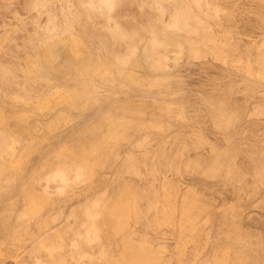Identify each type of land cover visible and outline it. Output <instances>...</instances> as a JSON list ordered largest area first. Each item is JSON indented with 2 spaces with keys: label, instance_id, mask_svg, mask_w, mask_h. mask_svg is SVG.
I'll use <instances>...</instances> for the list:
<instances>
[{
  "label": "rangeland",
  "instance_id": "obj_1",
  "mask_svg": "<svg viewBox=\"0 0 264 264\" xmlns=\"http://www.w3.org/2000/svg\"><path fill=\"white\" fill-rule=\"evenodd\" d=\"M178 14V47L152 50L162 69L146 66L148 41ZM203 28L219 55L200 43ZM119 30L128 40L112 38ZM78 42L96 62L140 63L123 67L131 83L92 76L94 103L74 111ZM262 56L264 0H0V154L19 142L0 158V264H118L129 241L155 264H264ZM93 135L104 149L78 180L74 154ZM28 194L43 199L33 216ZM122 199L133 208L125 235L101 224V207Z\"/></svg>",
  "mask_w": 264,
  "mask_h": 264
},
{
  "label": "bare ground",
  "instance_id": "obj_2",
  "mask_svg": "<svg viewBox=\"0 0 264 264\" xmlns=\"http://www.w3.org/2000/svg\"><path fill=\"white\" fill-rule=\"evenodd\" d=\"M104 2V1H103ZM107 1H105V3H103L102 5H103V7H106L107 8V6L109 5V3L110 2H108V3H106ZM110 6V5H109ZM111 7V6H110ZM109 7V8H110ZM100 8H101V6H100ZM103 10H105L104 8H103ZM108 10H110V9H108ZM186 14H187V11L186 10H184L183 12H181V15H184V16H186ZM181 15L180 14H178V15H175L174 16V18H173V22H172V26H171V28H161V29H159L158 31H156L153 35H152V38L148 41L149 43L145 46V49H144V56H145V64H146V66L148 65V66H150V67H152V68H154V69H156V70H159V69H162V64H161V62L160 61H158V60H155L152 56H151V52H152V50H157V49H162V50H167L168 48H171V47H178V41H179V36H178V34L176 33V31H174L175 29H179L180 27H182V28H187V24H185L184 22H183V20H182V18H181ZM56 35V34H55ZM111 36H112V38L113 39H120V40H128V36L125 34V32H123V30H119V31H114V32H112V34H111ZM200 38H201V41H200V43L201 44H203L204 46H209L211 49H212V51H213V54L214 55H219V52L218 51H220V49L218 50V39L207 29V28H203L202 29V34H201V36H200ZM58 40V39H57ZM60 40V39H59ZM56 42V41H55ZM55 42H54V44H53V46L51 47V46H49L48 47V50H46L47 52V55H48V58L50 59V61H51V64H53L54 62L55 63H57L56 61H58V59H60V57H61V48H62V44H64L63 42H62V44L61 45H59L60 43H59V41H58V45L56 44L55 45ZM80 42V41H79ZM78 42V43H79ZM74 43H76V42H74ZM81 43V42H80ZM74 44V47L73 48H71L70 46H69V51H70V57L74 60V61H76V63H77V67H73V71H74V73H75V82L77 83V84H79V89H77L76 91L75 90H72V91H74V92H72L71 94H69V95H67V97L65 98L66 99V101H65V105H67V108H70V109H72V110H74L75 111V109L78 107V106H81L80 104H81V102L83 103V102H85L88 106L89 105H91L92 106V104L94 103V101L95 100H93L94 98L92 97V95H91V90H90V92L88 91L89 89H87V83H89V85H90V82H92L93 80V77L92 76H94V75H97V73H103V74H105V75H109L110 77H111V80H112V74L114 73V71H116L117 73H118V75L121 77V78H123L126 82H133V78H132V76L130 75V74H126L127 72H125L124 71V69H123V67L125 68V67H128V66H126V65H128V64H130V66L132 65V66H139V64L138 63H140V61H138V59L137 58H135V57H132V58H130V59H128V60H126V59H123V58H116L115 60H114V62L113 63H99V62H96V60L94 61V60H92V58L90 57V55H88L87 53H85V52H83V49H81V46H82V44ZM51 44V43H50ZM49 44V45H50ZM55 45V46H54ZM60 46H61V48H60ZM64 48V47H63ZM84 48V47H83ZM90 52V51H89ZM133 53H135V50L133 51ZM69 54V53H68ZM46 55V56H47ZM42 58V57H41ZM65 58V57H64ZM46 59V58H45ZM93 59H95L94 57H93ZM111 61V60H110ZM47 62H49L48 60H47ZM35 64V63H34ZM260 64H261V66L264 68V56H262L261 57V60H260ZM35 66V65H34ZM33 66V67H34ZM76 66V65H75ZM32 67V68H33ZM51 67V66H50ZM49 67V68H50ZM53 67V66H52ZM69 67H70V65H69ZM38 69V68H37ZM37 69H35V71L37 70ZM62 69V68H61ZM58 70V69H57ZM66 70V69H65ZM34 71V73L36 74V76H37V78H40V79H42L41 81H43L44 80V78H46V71H45V69H44V67L42 66H40V68L35 72ZM60 71H64V70H60ZM68 71V70H67ZM130 73V72H129ZM34 74V75H35ZM31 75V74H30ZM104 75V76H105ZM99 76H100V74H99ZM99 76H97V77H99ZM96 77V76H95ZM114 77V76H113ZM250 77V76H249ZM49 78V77H48ZM107 78V77H106ZM26 79V78H25ZM28 79H30V78H28ZM67 79V78H66ZM46 80V79H45ZM110 80V79H109ZM35 81H37L36 80V78H35ZM47 81V80H46ZM45 81V82H46ZM50 81V80H49ZM73 81V82H74ZM89 81V82H88ZM34 82V81H33ZM87 82V83H86ZM30 83V82H29ZM53 84V83H52ZM92 84V83H91ZM93 84H95V83H93ZM36 85V84H35ZM33 86V85H32ZM78 87V86H77ZM76 88V87H75ZM89 88H90V86H89ZM92 88H93V86H92ZM95 89V88H94ZM94 89H93V91H94ZM70 92V91H69ZM68 94V93H67ZM93 94V93H92ZM95 94V93H94ZM66 95V94H65ZM96 99V98H95ZM97 100V99H96ZM85 103H84V107H86L85 106ZM78 109H81V108H78ZM86 109V108H85ZM222 111L223 110H221V107L220 108H218L217 109V113H218V116H219V118H220V123L223 125V127H226V126H228L229 124H230V120H229V118H227V117H223V115H224V112H223V114H222ZM67 114V113H66ZM65 115V114H64ZM65 119V118H64ZM2 122V121H1ZM113 122V121H112ZM109 126H111L110 128V131L112 132V128H113V126H114V124L113 123H110V125ZM116 126V125H115ZM26 128V127H25ZM24 129V128H23ZM2 131V130H1ZM93 130H91V131H89V132H91L92 134H95V133H93L92 132ZM8 132V131H7ZM25 132V131H24ZM29 132V131H28ZM95 132V131H94ZM86 134H87V132H85ZM91 134V135H92ZM5 135H8V134H5ZM26 135H27V133H26ZM85 135V134H84ZM78 136V135H77ZM96 136V135H95ZM94 135H93V137H90V139L92 138V140H93V142H85L83 145H81L82 147H81V150H79V148H78V153H77V155H75L74 154V158H75V161H77V162H79V163H77V170H76V172H75V175H76V177L78 178V180L81 178L82 179V177L84 178V180L87 178V177H90L93 173H91L92 172V170H93V168L96 166V161H97V159H96V156H95V153L97 154V152L100 150V149H104V146L101 144V142H99L100 140H96V138H94L95 137ZM5 137V136H4ZM22 138V137H21ZM95 140H94V139ZM26 139H27V137H26ZM29 139V138H28ZM32 139V138H31ZM34 140H35V138H33ZM99 139V138H98ZM101 139V138H100ZM40 140V139H39ZM53 140V139H52ZM56 140V139H55ZM54 140V141H55ZM83 140V139H82ZM85 141V140H84ZM102 141V140H101ZM105 141V140H104ZM51 142V141H50ZM2 143V142H1ZM9 144L7 145V147H6V150L2 153V154H0V158H2L3 157V155H9V154H11V153H13V151L15 150V146L19 143H17V141L15 140V139H13L12 141L10 140V142H8ZM23 143H24V141H23ZM49 143V142H48ZM52 143V142H51ZM27 144V143H26ZM53 144V143H52ZM24 145V144H23ZM41 145V144H40ZM17 147V146H16ZM31 147V146H30ZM38 147V146H37ZM77 147V146H76ZM24 148V147H23ZM22 148V149H23ZM51 148H52V146H51ZM4 150V149H3ZM16 151V150H15ZM36 151V150H35ZM100 152H102V151H100ZM33 153V152H32ZM40 153V152H39ZM42 154V153H41ZM50 154V153H49ZM34 155H35V153H34ZM9 156H11V155H9ZM6 158V157H5ZM11 158H12V156H11ZM10 159V158H9ZM24 159H25V157H24ZM40 160V159H39ZM13 162H15V161H13ZM16 162H17V160H16ZM7 164H9V163H7ZM18 164H19V161H18ZM17 164V165H18ZM21 164H23V163H21ZM41 164V163H40ZM215 164V163H214ZM9 166V165H8ZM38 166V165H37ZM40 167V166H39ZM19 168V167H18ZM7 169H9V168H7ZM217 169H218V166L215 164V165H213V166H211V168H210V170L212 171L211 173L212 174H216L217 173ZM12 171V170H11ZM17 171V170H16ZM13 172H14V170H13ZM60 172V171H59ZM210 172V171H209ZM16 174V173H15ZM18 174V173H17ZM29 174V173H28ZM56 174H58V173H56ZM55 174V175H56ZM89 174H91L90 176H88ZM233 174H235V173H233ZM25 175V174H24ZM231 175H232V173H231ZM236 175V174H235ZM31 176H32V172H31ZM34 176V175H33ZM13 177V176H12ZM15 177V176H14ZM55 177V176H54ZM57 178L59 177L60 179L59 180H65V176L63 175V174H59V175H57L56 176ZM33 178V177H32ZM31 179V178H30ZM80 179V180H81ZM88 179V178H87ZM18 181V180H17ZM29 181V180H28ZM33 181V180H32ZM31 181V182H32ZM66 181V180H65ZM65 181H63V182H65ZM5 183V182H4ZM2 184V183H1ZM26 184V183H25ZM30 184V183H29ZM24 185V184H23ZM3 187V186H2ZM35 187V186H34ZM32 189V188H31ZM26 194L27 193H29V190H28V192H25ZM36 193V192H35ZM26 194H25V197H26ZM31 194V193H30ZM37 194V193H36ZM33 195V194H32ZM41 195V194H40ZM39 194L36 196V197H38V196H40ZM28 196H29V194H28ZM27 196V197H28ZM42 196V195H41ZM36 197H34L35 199H36ZM33 198V196H29V198H28V201H29V203H28V201H27V198H25V200L27 201V203H28V207H27V209H26V206H25V209H26V213H25V215L27 214V215H35L36 213L38 214V211H40L41 210V206H43V205H41V203H42V200L41 201H37V200H39V199H34ZM48 200V199H47ZM123 201H116V203H113V205H111V204H108L109 206L108 207H106L107 209H106V211H105V206L103 207H101V211H103L104 210V212L106 213V217H103V221L101 220V224L102 225H110V226H114L113 228L115 229V231H117V232H120L121 234L123 233V235H125L126 233L125 232H127L128 230L126 229L127 228V226H128V224H127V220H128V216H129V213L133 210V208H132V210H131V207H130V203L127 201V200H125V199H122ZM25 201V202H26ZM118 202V203H117ZM46 203H48L47 201H46ZM25 205V204H24ZM111 205V206H110ZM43 208V207H42ZM104 208V209H103ZM44 209V208H43ZM7 210V209H6ZM24 210V209H23ZM99 210V211H100ZM131 210V211H130ZM100 211V213L102 214V212ZM103 216H104V214H102ZM101 215V216H102ZM37 216V215H36ZM99 223V222H98ZM101 224H97V226H99V227H101ZM126 230V231H125ZM125 231V232H124ZM126 237L128 238V235H126ZM125 237V238H126ZM125 241H128V240H125ZM235 242H236V240H235ZM133 243L132 242H127V244L125 243V247H123L124 248V253H123V255L121 256L122 258H120L121 259V261H117V263L118 264H120V262L121 263H123V262H125V264L129 261V263L131 262V263H133V262H135V263H141V262H143V264H145V262H151V263H148V264H152L153 262H154V264L155 263H157V262H155L156 261V259H155V256L153 255V252H149V251H147L146 250V248H145V246H141V247H144L145 248V250H144V248H142V249H140L139 247H138V249L137 248H135L133 245H132ZM137 247V246H136ZM126 248V249H125ZM148 250H149V248H147ZM240 260V259H239ZM243 261H241L240 260V264L242 263ZM59 264V263H58ZM124 264V263H123ZM128 264V263H127ZM216 264H217V261H216ZM243 264V263H242Z\"/></svg>",
  "mask_w": 264,
  "mask_h": 264
}]
</instances>
